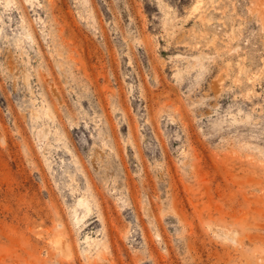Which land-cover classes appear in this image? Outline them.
<instances>
[{"label": "rangeland", "instance_id": "374dc122", "mask_svg": "<svg viewBox=\"0 0 264 264\" xmlns=\"http://www.w3.org/2000/svg\"><path fill=\"white\" fill-rule=\"evenodd\" d=\"M0 264H264V0H0Z\"/></svg>", "mask_w": 264, "mask_h": 264}, {"label": "bare ground", "instance_id": "6f19581e", "mask_svg": "<svg viewBox=\"0 0 264 264\" xmlns=\"http://www.w3.org/2000/svg\"><path fill=\"white\" fill-rule=\"evenodd\" d=\"M61 247V246H60Z\"/></svg>", "mask_w": 264, "mask_h": 264}]
</instances>
